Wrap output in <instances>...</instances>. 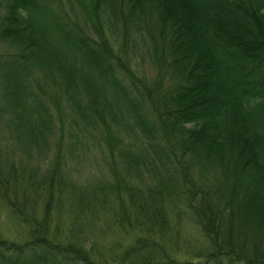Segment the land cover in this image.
<instances>
[{"label":"trees","instance_id":"16d2710c","mask_svg":"<svg viewBox=\"0 0 264 264\" xmlns=\"http://www.w3.org/2000/svg\"><path fill=\"white\" fill-rule=\"evenodd\" d=\"M90 163L107 176L69 178ZM0 186L23 215L70 200L145 234L110 264H264V0H0ZM187 212L200 263L157 240ZM33 222L0 264L99 263L78 222L52 237Z\"/></svg>","mask_w":264,"mask_h":264},{"label":"rangeland","instance_id":"374dc122","mask_svg":"<svg viewBox=\"0 0 264 264\" xmlns=\"http://www.w3.org/2000/svg\"><path fill=\"white\" fill-rule=\"evenodd\" d=\"M135 68L138 74L144 76L147 80L153 79L157 71L153 64L150 63L149 59L142 54ZM58 126L59 123L57 122V127ZM63 126L60 125V128L58 127L59 136L62 135V131L65 129V126ZM4 137V142L10 145L8 138L5 135ZM52 140L54 141L55 138L51 139V141ZM49 156L52 157L53 155L50 154ZM24 163L31 165V167L35 169L37 168L35 163H30L23 159L22 164L25 165ZM45 169L46 166L41 164L37 171L43 172ZM196 172L197 171L191 172L192 176L195 178H197ZM37 174L39 173L37 172ZM68 175L73 181L76 180L77 182H75L77 184L85 187H92L100 177L104 175V177H106L107 172L105 168L90 163L85 165H74L72 169L70 168ZM213 176L211 183L213 187L218 186V184L221 183V181H216V178L219 179L220 176L219 171H215V175ZM149 181L151 182V180ZM259 182H261L260 178L253 181L247 179L246 190L249 195L256 197L259 195ZM169 200L182 199L171 197ZM44 202L45 200L31 198L26 202L27 206L24 209V214L26 215H23L15 211L10 205L8 198H6L0 186V240L8 243H22L26 241L30 236V231L34 228L33 221L44 220L45 217L48 228L46 235L48 237H52L54 234L64 236L71 231L72 224L78 222V230L86 237L88 236L89 238L87 237V239L89 241L94 242L93 249L95 254L100 256L99 263L110 264L115 258L113 255L119 254L123 247L126 248V246L133 244V242L145 235L142 231L128 228L126 225L119 222L120 220H117V222L110 220L108 229L107 222L104 221L105 218L92 216L82 203H74V201L70 200H57L58 207L55 208L54 204L50 202L48 210L44 211ZM188 213L189 212L182 215L180 218H177L173 213H169V230L163 234L157 233V240L172 259L180 262L192 261L194 263H200L203 262L205 258L202 256H195V253L197 251L207 250L208 246L200 234L198 226L195 223V218ZM119 242H121L123 246L116 248L115 243L119 244Z\"/></svg>","mask_w":264,"mask_h":264}]
</instances>
